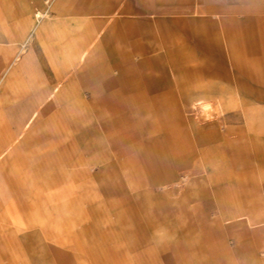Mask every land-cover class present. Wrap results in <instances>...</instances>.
Instances as JSON below:
<instances>
[{
	"label": "rangeland",
	"instance_id": "1",
	"mask_svg": "<svg viewBox=\"0 0 264 264\" xmlns=\"http://www.w3.org/2000/svg\"><path fill=\"white\" fill-rule=\"evenodd\" d=\"M78 1L0 0V152L6 148L0 154V264H264V219L242 225L238 217L222 218L231 208L229 199L245 196L244 189L233 183L234 172L220 179V187L210 194L219 204L209 203L199 189L187 194L184 187L196 163L188 160L186 166L178 167L176 162H163L162 147L149 150L146 146L148 137L162 135L130 130L129 124H122L129 117L114 106L94 107L90 97L83 117L66 130L72 135L65 137L62 132L63 136H57L66 138L67 146L56 150L58 155L52 162L32 151L42 144L36 137L46 118L62 109L64 93L40 121L21 127L24 131L17 136L27 105L37 104L36 88L54 76L48 57L37 55L42 45L35 43L32 50L33 34L26 38L22 31L26 24L27 35L33 33L35 12L40 10L44 13L40 25L50 33L46 47L52 53L62 50L57 37L60 33L66 28L77 31L90 21L97 28L147 25L151 30L166 31L170 49L191 54L177 63L174 73L168 66L172 61L162 60L168 67L172 90L191 94L198 83H204L207 90L213 87L218 93L224 88L234 99L246 95L248 100L235 101L238 111L230 117L241 119L239 110L249 106V149L252 145L264 149V100L252 97L255 90L264 91V0H111L105 11L85 13L73 11ZM241 11H251L260 18L263 42L252 45L250 51L230 50L227 41L226 17ZM127 20L132 23H124ZM192 32L200 33L207 47L220 49L213 51L212 60L223 65L220 69L224 73H188L189 68L199 70L195 64H202L209 55L192 39ZM53 41L58 44L55 49L49 47ZM142 41L162 50L157 38ZM121 48L130 50L117 41L102 43L86 62V74L71 67L69 80L72 84L84 80L90 96L111 94L110 85L117 82L111 75L118 70L110 66ZM142 56L135 52L133 59L138 61ZM55 62L63 69V57ZM56 94L45 100L55 99ZM198 112L194 116L207 122L229 118L219 104L203 105ZM166 149L169 156L176 150ZM181 149L189 151V147ZM218 154L216 161L222 163L224 155ZM239 159L246 160L242 153ZM242 166L240 162L235 169ZM72 168L76 170L73 187H47L52 174L58 177ZM55 189H59L57 193L47 194ZM215 215L226 234L225 248L218 246L215 234L209 231ZM227 225H233L230 232Z\"/></svg>",
	"mask_w": 264,
	"mask_h": 264
},
{
	"label": "crops",
	"instance_id": "2",
	"mask_svg": "<svg viewBox=\"0 0 264 264\" xmlns=\"http://www.w3.org/2000/svg\"><path fill=\"white\" fill-rule=\"evenodd\" d=\"M110 1L80 0L78 4L74 5L73 11L85 13L102 10L103 12L108 9ZM130 1L139 2V0ZM212 1L219 2L220 0ZM221 1L232 3L235 0ZM43 15L44 13L40 10L35 12L36 21L33 24V33L30 32L27 35L28 25L26 24L23 26L22 31L25 33L24 36L26 38H30L33 34V40L35 41L31 43L32 50L35 48V43L42 45L39 54H36L41 58L48 57L52 64L54 76L48 84L36 88L34 96L37 98V104L27 105L28 110L17 125V136H20L24 131L21 127H30L35 122L40 121L42 116L53 105L57 104L60 100V95L63 93L65 94L66 101L61 106L62 109L59 112L57 111L46 118L44 128L40 130V133L36 137L38 144H42L40 147H35L32 151L34 155L46 158L48 162H52L57 157L56 155H58L56 150L67 146L66 138L58 139L57 136L60 134L63 136L62 132H65V137L72 135L69 132L67 133L66 130L79 117L80 119L83 117L85 109L89 104L87 100L92 97V102L90 101L92 106H114L118 113L121 112L125 117H129L128 121L122 124H129L130 130L147 131L148 134L151 131L159 132L162 137H148L146 146L149 147V150L151 148L155 150V147H162L163 162L170 161L171 163L173 161L178 163V167L182 165L186 166L188 160L196 163L191 168L192 172L190 173L189 183L184 187L187 194L190 193L191 189H199L209 199V203L219 204L220 201L218 199H211L210 194L212 192L216 193L218 187H220V179L229 178L231 177L230 172L232 175L234 172L235 179H233V183L244 189L245 196L238 199H229L228 202L232 203L230 204L231 208L222 213L224 215L222 218L230 219L238 217L241 219L240 224L242 225H245V223L252 225L263 221L264 149L254 145H252V149H249L250 145L247 143L249 139L247 128L249 129L251 125L249 106L247 108L244 105V108L239 110V115L242 116L241 119L230 117L235 116V112L238 111V108L234 106L235 101L248 100L246 95L234 99L233 95L227 94L224 88H222V92L218 93L213 87L207 90V86L204 83H198L196 92L191 94H185L181 91L174 92L168 79V67L162 60L170 59L172 61L168 66L172 73H174L176 68L179 67L177 63L180 60L184 61V56L189 59L191 54H184L182 51L176 52V50L170 49V34L164 30H151L145 25L147 22L141 28L134 25L119 28L114 26L97 28V25L91 21L82 24L77 31L66 28L57 36L60 41L58 42L62 49L61 52L52 53L51 48L48 49L46 47V42L50 38L49 30L43 31L40 25ZM226 19L228 24L226 35L227 41L230 44V50L250 51L252 45L257 47L262 44L263 35L259 24L260 18L257 14L251 11H241L226 17ZM66 21L64 20V22ZM124 23L131 24L132 21L127 20ZM145 37H151L153 40L157 38L162 50L154 46L153 48L145 46L142 41ZM191 37L197 42L200 49L209 55L206 58L207 60L205 59V62L202 64H195V66L200 67L199 70L189 68L188 73L193 72L200 75H202V72L205 74L212 72L217 74L220 72L224 73L220 69L223 65L212 60L214 58L213 51L218 52L220 49L217 47L215 50L207 47L202 35L198 32H192ZM24 41L27 40L25 39ZM110 41H117L122 43L123 46L128 45L130 46V50L126 48L118 50L117 61L110 66V69L115 68L118 70L116 75H111L114 81H117V84L113 83L110 85L112 93L105 96H90L89 89L85 87L84 80L80 79V81L78 80L74 84L71 83L69 80L71 78L69 74L70 68L73 67L76 72H80L84 76L86 74V67L84 66L95 49L102 47V43ZM56 43V41H53L49 47L53 46L55 49L58 46ZM135 52L143 54L138 61L133 59ZM31 53L32 51L29 50L28 55ZM60 57H63V61H65L63 69H59L55 62ZM18 59L17 56L15 60ZM77 63L80 64L79 68L76 67ZM186 66L192 65L188 64ZM202 67H206L205 70H202ZM109 72L111 73V71ZM243 90L248 91L245 87H243ZM55 93H57L55 99L50 101L45 100L46 98L51 99V96ZM252 97L256 100H264V91L257 89L254 91ZM213 104H219L221 109H224V112L229 115L226 121L217 119L207 122L194 116L199 113L198 110L203 105ZM60 122L63 126L60 125ZM105 123L107 124V122ZM79 129L83 130V126L81 125ZM1 137L6 138L4 134ZM14 139H16V136L10 139L8 145H12ZM166 147L176 148V150H173V153L171 152L172 154L169 156ZM187 147H189V151L181 149ZM213 148L220 149L215 151V153L212 152ZM5 150L6 148L0 154ZM219 152L222 156L224 155L222 163L216 161L217 157L215 156H219ZM241 153L245 156L246 160L239 159ZM227 154H230V157H227ZM166 156H169L170 159L167 160ZM240 162L243 163V166L240 169H235ZM75 164L76 162L72 163V165ZM171 171L172 169L169 167L168 173L170 175ZM73 174H76L74 168L62 172L58 177L52 174L49 178L50 181L47 182V187L51 188L54 185H61V189L68 188L69 186L73 187L75 181ZM58 190L49 191L47 194L57 193ZM210 223H213V228L209 229L210 234H215L218 246L220 248L227 247L226 234L222 229L219 216L215 215ZM232 226L227 225L226 231L230 232ZM204 227H207V225ZM240 233L241 231H239Z\"/></svg>",
	"mask_w": 264,
	"mask_h": 264
}]
</instances>
